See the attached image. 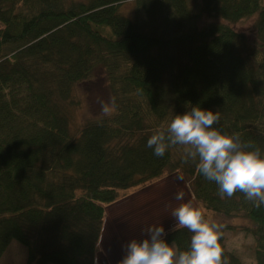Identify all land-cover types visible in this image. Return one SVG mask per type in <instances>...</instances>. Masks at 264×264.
Listing matches in <instances>:
<instances>
[{"label":"trees","instance_id":"obj_1","mask_svg":"<svg viewBox=\"0 0 264 264\" xmlns=\"http://www.w3.org/2000/svg\"><path fill=\"white\" fill-rule=\"evenodd\" d=\"M125 1L0 0V260L17 241L26 264H96L107 207L169 169L206 210L249 219L264 264V205L221 198L181 146L162 157L147 147L198 105L264 151V0H136L135 18L120 13ZM252 17L254 42L226 23ZM100 67L114 114L74 135V89ZM190 236L164 239L184 250ZM219 243L228 264H244Z\"/></svg>","mask_w":264,"mask_h":264},{"label":"clouds","instance_id":"obj_2","mask_svg":"<svg viewBox=\"0 0 264 264\" xmlns=\"http://www.w3.org/2000/svg\"><path fill=\"white\" fill-rule=\"evenodd\" d=\"M116 108L115 98L101 102V116L110 117ZM220 120L218 111L192 106L176 114L147 140V147L156 156H164L174 146H181L185 160L197 161L199 172L218 186L221 198H231L237 192L264 205V151L241 139L239 132L231 134L214 127ZM176 224L171 229H187L190 245L181 250L175 241L164 239L163 225L150 226L142 240L132 239L120 264H228L219 243L223 225L207 217L203 206L184 202L173 209Z\"/></svg>","mask_w":264,"mask_h":264},{"label":"rangeland","instance_id":"obj_3","mask_svg":"<svg viewBox=\"0 0 264 264\" xmlns=\"http://www.w3.org/2000/svg\"><path fill=\"white\" fill-rule=\"evenodd\" d=\"M120 13L129 18L136 16V0L121 4ZM214 20L203 18L201 26ZM228 23L242 31L254 42L257 36L256 17ZM2 24L0 23V28ZM111 92L104 70L98 68L93 76L76 85L74 102L70 107L71 130L78 135L81 127L89 120L101 116V102H110ZM120 199L107 207V214L100 241L96 264H120L126 254V245L132 239L142 240L150 226L163 225L165 232L176 224L171 215L174 208L184 202L202 206L191 194L186 177L179 171L167 169L158 178L134 188L121 191ZM207 217L223 225L227 249L238 255L244 264H256L255 238L250 232L253 223L244 215L227 216L214 213L203 207ZM28 249L12 241L0 260V264H26Z\"/></svg>","mask_w":264,"mask_h":264}]
</instances>
